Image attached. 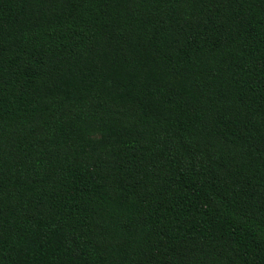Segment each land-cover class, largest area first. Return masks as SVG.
<instances>
[{"label": "trees", "instance_id": "16d2710c", "mask_svg": "<svg viewBox=\"0 0 264 264\" xmlns=\"http://www.w3.org/2000/svg\"><path fill=\"white\" fill-rule=\"evenodd\" d=\"M0 264H264V0H0Z\"/></svg>", "mask_w": 264, "mask_h": 264}]
</instances>
